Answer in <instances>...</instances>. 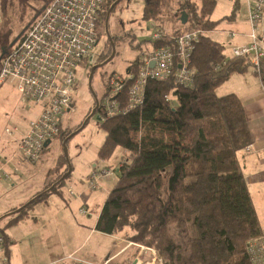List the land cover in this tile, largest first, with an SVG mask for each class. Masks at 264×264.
<instances>
[{
    "label": "trees",
    "instance_id": "obj_1",
    "mask_svg": "<svg viewBox=\"0 0 264 264\" xmlns=\"http://www.w3.org/2000/svg\"><path fill=\"white\" fill-rule=\"evenodd\" d=\"M144 1L143 20L160 26L164 34L159 40L151 39L153 45L173 43L182 30L200 31L190 58L195 80L192 85L180 84L173 73L166 79L150 78L141 105L101 120L106 137L98 151L100 158L110 157L117 146L127 154L96 228L153 249L162 264H252L248 245L262 238V226L239 153L254 138L239 95L217 91L251 61L248 56H229L226 46L208 34L220 22L210 17L218 0ZM233 1L232 16L240 4ZM113 2L105 0L100 21L104 22ZM180 20L185 21L183 27L176 29ZM140 61L137 57L127 72L135 71ZM99 114L101 105L95 115ZM84 119L65 133L62 125L56 135L62 146ZM66 163L62 153L46 187L26 206L22 203L0 216L7 253L11 242L6 228L25 218L36 203L59 192L71 174L61 179L69 168Z\"/></svg>",
    "mask_w": 264,
    "mask_h": 264
},
{
    "label": "built area",
    "instance_id": "obj_2",
    "mask_svg": "<svg viewBox=\"0 0 264 264\" xmlns=\"http://www.w3.org/2000/svg\"><path fill=\"white\" fill-rule=\"evenodd\" d=\"M104 2L50 0L1 61L0 85L7 81L14 83L22 101L41 106L18 145L20 154L27 161H39L46 142L59 134L66 114L75 112L76 70L99 41ZM247 4L252 41L249 46L234 45L233 55L248 56L259 69L264 57V29L261 27L264 0H247ZM163 35L160 30H155L151 39L156 41ZM199 36V30L184 31L175 36L173 43L154 45L151 51L143 53L135 71L110 74L106 95L100 103L102 120L141 105L144 87L150 78L166 79L173 73L175 82L192 85L195 76L190 58ZM7 131L13 133V130ZM111 175V169L94 168L89 186L96 189L100 178ZM81 211L85 212V209ZM5 252V240L0 236V264H8ZM248 252L252 264H264L262 238L251 240ZM82 262L81 258L69 255L50 264Z\"/></svg>",
    "mask_w": 264,
    "mask_h": 264
},
{
    "label": "crops",
    "instance_id": "obj_3",
    "mask_svg": "<svg viewBox=\"0 0 264 264\" xmlns=\"http://www.w3.org/2000/svg\"><path fill=\"white\" fill-rule=\"evenodd\" d=\"M233 10L234 1L231 13L224 19H214L210 15L212 20H220V22L214 29L209 30L208 34L211 31L217 35L227 34L228 42H230L231 46L248 45L252 41L248 20V6L245 13L240 15H238V9L232 16ZM262 25L264 27V14ZM231 33L234 35H231ZM212 39L222 43L216 38L212 37ZM228 55L231 56V54ZM257 70L260 71L258 72ZM229 81L224 94L234 92L239 95L246 110L254 138L253 143L239 153V160L262 226V239L264 240V60H262L260 69L250 65L243 73L231 75ZM12 85L15 84L11 83L8 86L9 89H15L17 95H19L16 86ZM30 106L31 109L26 108L30 115L27 114V117H24L19 123V125L21 124L19 129L16 128L12 134L8 133L6 129L7 134L10 136L16 131L19 132L16 147H5L8 155H6V158L0 159V181L11 178V186H14V180L18 179L19 170L29 175H32L33 171H36V174L40 173L35 166L43 161L42 155L38 162L27 161L22 157L18 149L21 138L28 131L30 121L35 119L40 112V105L31 104ZM67 115L72 116L73 114L68 113ZM56 165L48 168V171L42 174L37 188L31 190L28 195L16 199L15 203L9 205L8 209L4 210L2 214L9 212L22 203L30 201L39 191L43 190L50 182L51 177L55 175L53 170ZM100 166L95 163L92 168ZM117 180L108 188L107 196L103 197L102 200L101 193H96L98 188L92 189L89 186L88 179L87 182L81 181L80 186L82 187L79 190L74 189L75 194L69 191L67 196L62 187L59 192H53L45 200L36 203L28 211L25 218L6 228V233L11 242L9 253H7V250L5 252L8 256V264H50L69 255H74L84 260V262L79 264H112V262H115L114 264H125L129 262L127 257L130 253L135 252V248L138 250V257L136 258H139L141 254L143 255L147 251L155 253L153 249L146 246L131 243L119 235L105 233L96 228L104 203ZM55 194V198H52ZM71 196L74 197V200H72ZM96 201H98L97 211L94 215H91L93 212L90 213L87 209L90 207L91 202ZM82 208L85 209V212L81 211ZM2 223L5 222L3 221ZM122 241H125V244ZM126 252L128 254L124 259L123 256Z\"/></svg>",
    "mask_w": 264,
    "mask_h": 264
},
{
    "label": "rangeland",
    "instance_id": "obj_4",
    "mask_svg": "<svg viewBox=\"0 0 264 264\" xmlns=\"http://www.w3.org/2000/svg\"><path fill=\"white\" fill-rule=\"evenodd\" d=\"M49 1L50 0H0V36H2V38L10 37L12 39L15 35L24 32L25 26H28L35 20L34 18L39 15L43 7ZM239 1L240 8L238 15L245 13L248 6L247 0ZM144 2V0H120L119 4L117 6L115 5V10H112L113 16L110 13L108 29L111 37H114L116 54L112 59L113 61L111 60L95 73L92 80L93 83H91V89L89 86V76L92 70V68H89L90 64L98 60L105 61L111 56L110 54H112L111 41L106 32L107 16L104 22L100 21V42L91 50L87 61L85 60L76 70L75 77L77 85L73 90L76 110L72 116H65L63 133L67 132L66 129H72L77 126L85 118L88 111L91 113L95 103L94 93L98 100L102 98L103 95H106L110 74L115 72L122 74L127 73L129 66L137 57H141L143 53L153 48L151 38L155 30H159L158 28L160 26L154 27L153 23L150 21L143 20ZM232 5L233 0H218L212 11L211 17L214 19H224L231 13ZM262 20L261 27L264 29ZM175 26L177 29L181 28L183 27V22L181 23L180 20ZM182 32L184 31L182 30L181 33ZM209 34L211 37L225 44L227 54L233 55V46L228 42L227 34L217 35L213 31L209 32ZM228 82H230L229 79L217 87L218 93H226L225 88L228 86ZM11 83L12 82L7 81L0 85V159H4L6 155H8L5 147H16L17 144L19 132L16 131L10 136L7 134L6 129L13 131H15L16 128L19 129L21 125H19V123L24 117H27V114L30 115V113L26 111V108L31 109V104L22 101L15 89H9L8 86L11 85ZM100 123L101 120L95 115L88 120L82 130L67 141L68 162L66 164H68V166L70 165L72 168L70 176L62 186L67 196L69 191H73L75 194L74 189L79 190L82 187L80 186L81 181L87 182L89 176L93 172L92 166L95 163L101 165L100 167L108 168L112 171L110 177L100 178L99 180V187L96 193H101V200L103 197L105 198L107 196L108 188L118 179L121 163L124 162L123 158L126 156L127 150L122 146H117L110 157L106 159L100 158L98 151L106 137V133L100 126ZM44 150L41 157L43 161L35 166L40 173L36 174V171H33V174L29 175L19 170L17 175L18 179L14 180V186L10 185L11 178L0 181V216L4 210L8 209L9 205L15 203L14 201L16 199L28 195L31 190L37 188L42 174H45L48 168L58 163L60 156L64 152L60 136L52 138L50 144ZM55 196L56 194L53 195L52 198H55ZM71 198L74 200L73 196H71ZM97 202L98 201L91 202L90 207L87 209L88 212H93L91 215H94L97 211ZM5 205L6 207H4ZM0 236L2 235L0 234ZM122 242L125 244V241ZM128 252L123 256L124 259L127 257ZM137 253L138 250L135 248V252L130 253L127 257L128 260L126 259L129 262L125 264L131 263L133 259L138 257ZM138 259L141 260L139 264H162L161 258L156 255V252L153 253L152 251H147L143 255L141 254ZM114 263L115 262H112V264Z\"/></svg>",
    "mask_w": 264,
    "mask_h": 264
},
{
    "label": "water",
    "instance_id": "obj_5",
    "mask_svg": "<svg viewBox=\"0 0 264 264\" xmlns=\"http://www.w3.org/2000/svg\"><path fill=\"white\" fill-rule=\"evenodd\" d=\"M119 1H120V0H116V1L111 5L110 10H109L108 15H107V21H106V32H107V34H108V36H109V38H110V41H111L112 54H111V56H110L107 60H105V61L102 62L101 64H99V65H94V66L92 67V70H91V73H90V76H89V86L91 87V89H92V84H91V83H92V80H93V76H94L95 69L98 68L99 66H103V65H105L106 63L110 62V61L113 59V57L115 56V54H116L115 42L113 41V39H112V37H111V35H110V32H109V29H108V21H109V17H110V13H111V11L113 10V8L115 7V5H116ZM183 22H185V21L183 20ZM3 55H4V53H3ZM3 55H2V56H3ZM2 56H0V59L2 58ZM93 93H94V91H93ZM94 96H95V107L92 109V111H91V113L89 114V116L85 119V121L82 123V125H81L77 130H75V131H73L71 134H69V135L64 139V141H63V151H64L63 153H64V155H65V158H66L67 162H68L67 141H68L70 138H72L76 133H78L80 130H82V129L85 127V125L87 124L88 120H89L92 116H94V115L96 114V112H97V109H98V107H99V100L97 99V96H96L95 93H94ZM97 118H98L99 120H102V118H101L100 115H97ZM50 142H51V140H48V142H46L45 146L48 145V144H50ZM71 170H72V168H71V166L69 165L68 171H67V172L61 177V179H65V178L67 177V175L71 172ZM56 184H57V183H54V184L52 185V187L56 186ZM39 195H40V194H39ZM28 203H29V202H27L24 206H26ZM24 206H21L19 209H21V208L24 207ZM131 264H139V259H138V258H135V259L131 262Z\"/></svg>",
    "mask_w": 264,
    "mask_h": 264
},
{
    "label": "flooded vegetation",
    "instance_id": "obj_6",
    "mask_svg": "<svg viewBox=\"0 0 264 264\" xmlns=\"http://www.w3.org/2000/svg\"><path fill=\"white\" fill-rule=\"evenodd\" d=\"M35 19V18H34ZM31 25V23L28 25V26H25L26 28L24 29V32H22L21 34H17L15 35L12 39L10 37L8 38H2V36H0V56L8 53L20 40L21 38L24 36V34L26 33L27 29L29 28V26ZM1 34V32H0ZM4 55L2 56V58L0 59V65H1V61L4 57ZM104 60H98V61H95V62H92L90 64V67L89 68H92L94 65H99L103 62ZM93 64V65H92ZM107 64V63H106ZM105 64V65H106ZM104 66V65H103ZM103 66H99L98 68L95 69V72H94V75L95 73L100 69L102 68ZM91 70V69H90ZM94 78V77H93Z\"/></svg>",
    "mask_w": 264,
    "mask_h": 264
},
{
    "label": "bare ground",
    "instance_id": "obj_7",
    "mask_svg": "<svg viewBox=\"0 0 264 264\" xmlns=\"http://www.w3.org/2000/svg\"><path fill=\"white\" fill-rule=\"evenodd\" d=\"M120 2V1H119ZM118 2V3H119ZM3 6V5H2ZM117 6V5H116ZM3 8V7H2ZM114 10V9H113ZM264 12V11H263ZM264 14V13H263ZM113 16V15H112ZM263 19V18H262ZM262 23H263V20H262ZM156 24V23H155ZM177 29V28H176ZM176 33V32H175ZM179 34V33H178ZM166 35V34H165ZM172 36V35H171ZM100 38V37H99ZM162 38V37H161ZM164 38V37H163ZM170 39V38H169ZM159 40V39H158ZM252 40V39H251ZM171 41V40H170ZM173 41V40H172ZM98 42H100V41H98ZM150 42V41H149ZM151 42H153V41H151ZM168 43H171V42H168ZM251 43V42H250ZM98 44V43H97ZM153 44V43H152ZM156 46V45H155ZM146 50V49H145ZM152 50V49H151ZM150 50V51H151ZM111 55V54H110ZM107 60V59H106ZM262 60H264V58L262 59ZM113 61V60H112ZM252 64V63H251ZM85 65H86V63H85ZM93 65V64H92ZM88 66H89V63H88ZM261 72H262V69H261ZM263 74V73H262ZM94 77V76H93ZM87 80V79H86ZM93 83V82H92ZM77 134V133H76ZM69 141V140H68ZM67 145H68V143H67ZM47 147V146H46Z\"/></svg>",
    "mask_w": 264,
    "mask_h": 264
}]
</instances>
